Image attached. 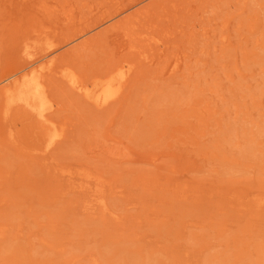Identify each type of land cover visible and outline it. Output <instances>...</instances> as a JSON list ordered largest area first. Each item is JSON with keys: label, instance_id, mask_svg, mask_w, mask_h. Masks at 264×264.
<instances>
[{"label": "rangeland", "instance_id": "1", "mask_svg": "<svg viewBox=\"0 0 264 264\" xmlns=\"http://www.w3.org/2000/svg\"><path fill=\"white\" fill-rule=\"evenodd\" d=\"M50 58L41 151L2 88ZM0 264H264V0H0Z\"/></svg>", "mask_w": 264, "mask_h": 264}, {"label": "bare ground", "instance_id": "2", "mask_svg": "<svg viewBox=\"0 0 264 264\" xmlns=\"http://www.w3.org/2000/svg\"><path fill=\"white\" fill-rule=\"evenodd\" d=\"M52 64V58L39 63L2 88V93L7 98L8 104L18 103V106L27 111L26 116L18 119L22 124L19 132L24 133L25 138L35 137L37 141L43 143L42 147H34L41 151L52 148L61 141L63 136L62 128H58L53 121L46 117V113L53 107V103L48 100L40 78L41 72L49 69ZM129 69V65L120 64L103 78L95 79L89 83L81 82L72 71H67L62 75L77 93L95 105L103 106L120 94ZM33 115L38 118L35 123L30 118ZM13 124L17 125V120ZM96 199L100 206L105 207L102 197L98 196Z\"/></svg>", "mask_w": 264, "mask_h": 264}]
</instances>
